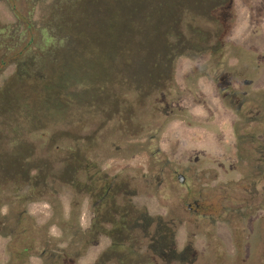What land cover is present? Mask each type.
Segmentation results:
<instances>
[{
    "label": "rangeland",
    "instance_id": "rangeland-1",
    "mask_svg": "<svg viewBox=\"0 0 264 264\" xmlns=\"http://www.w3.org/2000/svg\"><path fill=\"white\" fill-rule=\"evenodd\" d=\"M23 2L12 4L25 18ZM200 2L39 0L29 29L12 34L16 19L0 2V40L16 41L0 44V160L22 151L26 164L48 166L46 193L77 224L57 227L43 201L20 202L25 187L9 194L0 264H119L126 249L140 264H264V172L256 185L242 180L232 129L236 98L264 90V0ZM54 10L71 16L72 78L45 101L47 78L30 68L16 84L10 76L14 63L63 46L43 28ZM159 53L165 75L154 79ZM227 114L230 128H218ZM76 147L91 190L78 197L52 176ZM106 182L128 215L120 249L107 237L115 224L100 219L106 200L93 197Z\"/></svg>",
    "mask_w": 264,
    "mask_h": 264
},
{
    "label": "trees",
    "instance_id": "trees-1",
    "mask_svg": "<svg viewBox=\"0 0 264 264\" xmlns=\"http://www.w3.org/2000/svg\"><path fill=\"white\" fill-rule=\"evenodd\" d=\"M0 2H4L6 5H8V10L13 13L16 19L10 26L11 29L9 32H11V34L18 28L20 24L24 26L25 30L29 29L30 24L25 21L28 19L26 17L29 16L35 5L39 3V0H24L22 7L24 9V16H26L25 18H23V16H19L16 13L14 4H12L13 0H0ZM224 3L225 0H201L200 5L203 4V6H205L204 8L206 9L207 7L221 6ZM68 9L69 8H67V11ZM67 11L63 13L59 10H54L43 27L47 28L48 33L54 39L56 38L63 41L64 44L60 48L65 47V51L62 52L60 48L46 47L37 55H31L24 61H18L14 63V72L12 76H10L11 84H16L20 82L23 77L29 75L27 70L30 68V75L36 79H41L43 76L47 78L43 88L45 93V101L47 98L49 99L56 90L59 91V88L62 87L63 84L68 83V81L72 78L70 75L71 69L64 64L65 59H68L67 55H69V52H67V47H69L68 35L70 34V29H67V27L68 19L71 16L68 15ZM74 27L75 25L72 26V29ZM199 41L201 40L199 39ZM15 43V39L12 38L4 41L0 40V44L3 45L1 49L3 50L13 47ZM152 58L156 63L153 67L156 69V72H153L154 79L155 77L161 78L162 75H165V71L162 69L164 68L163 60L165 57L163 58V54L159 53L153 55ZM49 65H55L53 66L55 69L54 76L51 79H48L51 76H47ZM152 78L153 77H151V79ZM232 96H235L234 92H231L227 95V97ZM233 111L236 116V120L232 125L233 133L235 134V154L237 158L236 164L242 169V180L256 185L259 181H261V175L264 172V90L239 95L236 98V106L233 108ZM242 128L252 129L249 132L237 133V131L241 130ZM150 139L152 140V136H150ZM156 149L157 148L153 147L151 152H157ZM83 159V151L79 147H76L71 152L67 162L64 165L61 164L59 169L54 174H52L54 179L57 181L69 185L74 191V195L77 197L78 195H83L84 192L89 193L91 191L89 188L86 189L83 182H81L78 178V175L82 174L85 170V167H87L83 163ZM30 170H34V174L29 175ZM186 170L187 169L185 168V171ZM49 174L50 170L48 166L39 164L32 166L23 162L22 151L16 152L4 160H0V194H2L0 195V209L2 207L6 208V206L10 205L9 194H17V191H20L21 188L23 189V187H25L24 193L18 194L17 196L20 202L30 199L34 201H43L51 209V217L53 218L51 223L57 227H67L69 224H71V222H73L72 219H62L58 214L60 205L57 197L46 193V179L49 177ZM17 180L19 182L16 183ZM14 181L16 188H14L15 185H13ZM3 193H5V195H3ZM93 193L95 201L106 200L107 202L106 209L103 211L100 219H102V222L115 224L113 225L114 230L107 232V237L111 238L112 249H120L122 238L127 236H124V230L127 225L126 216L128 215L123 209L116 206L113 196L114 189L110 188L109 183H104L97 190V192ZM263 193L264 192L262 191L260 192V195H262L263 198L258 203V207L264 211ZM74 205L71 203V216L73 213H75V208H77L76 205L75 207ZM115 214L118 215L116 222L112 220V215L114 216ZM5 218L6 217L4 216H0V220H4ZM73 223L77 227L75 220ZM128 253L129 252L127 249L120 251V255L117 258L119 264H140V261L137 259H129L127 255Z\"/></svg>",
    "mask_w": 264,
    "mask_h": 264
},
{
    "label": "crops",
    "instance_id": "crops-1",
    "mask_svg": "<svg viewBox=\"0 0 264 264\" xmlns=\"http://www.w3.org/2000/svg\"><path fill=\"white\" fill-rule=\"evenodd\" d=\"M224 113L226 114V111H223L222 114H224ZM224 117L225 118L223 120L219 121L218 128H223V129L230 128V124H231V121H232L231 115L230 114L229 115L227 114V115H224Z\"/></svg>",
    "mask_w": 264,
    "mask_h": 264
},
{
    "label": "water",
    "instance_id": "water-1",
    "mask_svg": "<svg viewBox=\"0 0 264 264\" xmlns=\"http://www.w3.org/2000/svg\"><path fill=\"white\" fill-rule=\"evenodd\" d=\"M178 179H179V183H181L182 182V178L180 177V176H178Z\"/></svg>",
    "mask_w": 264,
    "mask_h": 264
}]
</instances>
